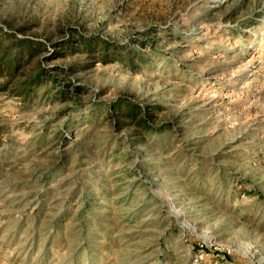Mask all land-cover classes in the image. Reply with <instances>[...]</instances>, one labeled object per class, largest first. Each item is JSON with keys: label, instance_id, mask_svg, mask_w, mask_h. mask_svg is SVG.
<instances>
[{"label": "rangeland", "instance_id": "374dc122", "mask_svg": "<svg viewBox=\"0 0 264 264\" xmlns=\"http://www.w3.org/2000/svg\"><path fill=\"white\" fill-rule=\"evenodd\" d=\"M0 30V264H264V0H0Z\"/></svg>", "mask_w": 264, "mask_h": 264}, {"label": "trees", "instance_id": "16d2710c", "mask_svg": "<svg viewBox=\"0 0 264 264\" xmlns=\"http://www.w3.org/2000/svg\"><path fill=\"white\" fill-rule=\"evenodd\" d=\"M1 31V39H0V73L1 71L5 70V72H8V73H11L12 70L14 69H17L18 68V57L16 56L17 54H15L14 52H11L10 51V48L9 46H6L4 47L3 45V42H5V40L7 39V37H9V34L3 32L2 30ZM80 45L83 46L85 49L86 47H90V43L88 41V39H85V38H80ZM25 43V42H24ZM24 43L22 44H15L17 50L19 47L23 46ZM26 44V43H25ZM100 46L102 48V50H107V43L106 42H101L100 43ZM116 51V50H115ZM115 51H113V53H115ZM129 57H134V58H137L139 62H142L143 59L142 57L137 53V52H130V54H127ZM126 55V56H127ZM130 63H131V60L129 59ZM103 63H106L107 62V59H105V56L104 58L102 59ZM75 65V64H74ZM74 65H72L70 68H68L67 70L68 71H73L74 70ZM43 75V71H41L40 73H38V75L36 77H34L32 80H31V83H33V85H36L40 82V79Z\"/></svg>", "mask_w": 264, "mask_h": 264}]
</instances>
